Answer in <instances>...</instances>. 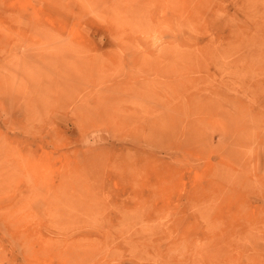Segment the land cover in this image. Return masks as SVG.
I'll return each instance as SVG.
<instances>
[{"label": "rangeland", "instance_id": "obj_1", "mask_svg": "<svg viewBox=\"0 0 264 264\" xmlns=\"http://www.w3.org/2000/svg\"><path fill=\"white\" fill-rule=\"evenodd\" d=\"M0 264H264V0H0Z\"/></svg>", "mask_w": 264, "mask_h": 264}, {"label": "bare ground", "instance_id": "obj_2", "mask_svg": "<svg viewBox=\"0 0 264 264\" xmlns=\"http://www.w3.org/2000/svg\"><path fill=\"white\" fill-rule=\"evenodd\" d=\"M248 51H249V50H248ZM248 51H246V52H248ZM252 51H253V50H252ZM252 51H251V52H252ZM244 52H245V51H244ZM248 53H249V52H248ZM252 53H253V52H252ZM250 57H251V56H250Z\"/></svg>", "mask_w": 264, "mask_h": 264}]
</instances>
